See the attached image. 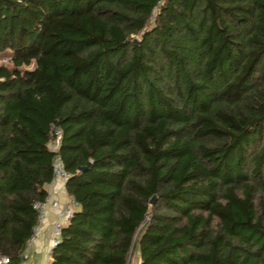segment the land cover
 Listing matches in <instances>:
<instances>
[{
	"label": "trees",
	"instance_id": "16d2710c",
	"mask_svg": "<svg viewBox=\"0 0 264 264\" xmlns=\"http://www.w3.org/2000/svg\"><path fill=\"white\" fill-rule=\"evenodd\" d=\"M51 125L77 206L49 264H264V0H0L10 263Z\"/></svg>",
	"mask_w": 264,
	"mask_h": 264
},
{
	"label": "built area",
	"instance_id": "2783aa9c",
	"mask_svg": "<svg viewBox=\"0 0 264 264\" xmlns=\"http://www.w3.org/2000/svg\"><path fill=\"white\" fill-rule=\"evenodd\" d=\"M60 143V129L54 125H51L50 138L46 144L47 149L52 153V170L51 180L59 181L64 188V182L68 177V173L64 170L60 154L58 152ZM52 203V202H51ZM50 204V196L46 192V195L41 201H36L32 204V208L36 213V222L31 228L30 235L26 239L23 251L26 250L27 246L35 240L36 235L39 232L40 226L46 219V208ZM55 204L53 203V206ZM77 204L71 198L68 202L60 207L56 213V219L52 223L51 237H50V249L54 247L60 237L61 227L68 221L72 216L73 208ZM0 264H18L10 263L9 258L5 255L0 254Z\"/></svg>",
	"mask_w": 264,
	"mask_h": 264
},
{
	"label": "crops",
	"instance_id": "0c3cea01",
	"mask_svg": "<svg viewBox=\"0 0 264 264\" xmlns=\"http://www.w3.org/2000/svg\"><path fill=\"white\" fill-rule=\"evenodd\" d=\"M44 187L50 196V204L46 208V219L40 226L35 240L21 253L18 264H49L52 223L56 219L58 209L64 206L70 198L65 194L64 188L59 181L53 180ZM53 203L55 204L54 206ZM137 262L136 253H133L130 264H137Z\"/></svg>",
	"mask_w": 264,
	"mask_h": 264
},
{
	"label": "water",
	"instance_id": "95a60500",
	"mask_svg": "<svg viewBox=\"0 0 264 264\" xmlns=\"http://www.w3.org/2000/svg\"><path fill=\"white\" fill-rule=\"evenodd\" d=\"M136 41H137V38H132V42L136 43ZM152 202H153V196L149 199V203L151 204Z\"/></svg>",
	"mask_w": 264,
	"mask_h": 264
},
{
	"label": "rangeland",
	"instance_id": "374dc122",
	"mask_svg": "<svg viewBox=\"0 0 264 264\" xmlns=\"http://www.w3.org/2000/svg\"><path fill=\"white\" fill-rule=\"evenodd\" d=\"M134 38H137V36H135ZM32 67V64L26 66V68H31Z\"/></svg>",
	"mask_w": 264,
	"mask_h": 264
}]
</instances>
